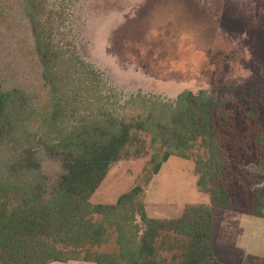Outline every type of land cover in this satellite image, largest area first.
Returning a JSON list of instances; mask_svg holds the SVG:
<instances>
[{
	"label": "trees",
	"instance_id": "obj_1",
	"mask_svg": "<svg viewBox=\"0 0 264 264\" xmlns=\"http://www.w3.org/2000/svg\"><path fill=\"white\" fill-rule=\"evenodd\" d=\"M21 1L47 81V98L28 121L39 119L44 139L59 154L75 151L77 157L45 197L30 189L38 182L37 166L0 151V264H224L215 256L214 209L264 218V190L256 188L262 177L244 170L264 163V103L239 91L223 97L185 91L172 104L139 95L153 112L163 109L158 120L149 116L150 134L147 120H90L87 112L98 104L86 102V81L101 72L87 62L81 71L54 45L61 22L71 18L68 8L56 0ZM13 101L0 77V140ZM71 116L78 126L68 131L61 122ZM149 153L154 172L172 155L193 161L197 189L210 203L189 206L179 218L154 219L139 187L114 206L92 202L114 165ZM16 195L20 199L11 201Z\"/></svg>",
	"mask_w": 264,
	"mask_h": 264
},
{
	"label": "rangeland",
	"instance_id": "obj_2",
	"mask_svg": "<svg viewBox=\"0 0 264 264\" xmlns=\"http://www.w3.org/2000/svg\"><path fill=\"white\" fill-rule=\"evenodd\" d=\"M56 1L71 15L66 25L61 22L54 40L56 47L64 48L62 59H74L81 71L82 62L90 63L102 73L86 81V102L98 104L93 113L87 112L90 120L103 115L116 121L147 120L150 134L149 116L153 113L158 120L163 109L157 106L153 112L150 104L136 100L139 95L172 104L185 91L220 97L239 91L264 103V0ZM0 77L14 100L0 151L8 152L10 160L35 164L39 175L31 192L49 197L77 153L59 154L44 139L39 119L28 121L47 98V81L21 0H0ZM75 126L78 123L61 122L68 131ZM147 134L142 138L149 140ZM152 157L144 154L114 165L92 202L114 206L139 187L146 213L154 219L179 218L189 206L210 203L197 189L193 161L172 155L154 172ZM244 170L260 175L256 188L264 190V163ZM19 199L16 195L11 201ZM214 223L220 262L264 264L253 259L264 260V218L215 208Z\"/></svg>",
	"mask_w": 264,
	"mask_h": 264
}]
</instances>
